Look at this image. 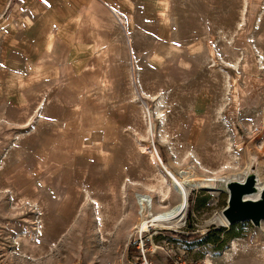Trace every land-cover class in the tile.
<instances>
[{"label": "rangeland", "instance_id": "obj_1", "mask_svg": "<svg viewBox=\"0 0 264 264\" xmlns=\"http://www.w3.org/2000/svg\"><path fill=\"white\" fill-rule=\"evenodd\" d=\"M263 119L264 0H0V264H264Z\"/></svg>", "mask_w": 264, "mask_h": 264}, {"label": "water", "instance_id": "obj_2", "mask_svg": "<svg viewBox=\"0 0 264 264\" xmlns=\"http://www.w3.org/2000/svg\"><path fill=\"white\" fill-rule=\"evenodd\" d=\"M256 183L257 178L254 176L242 181L232 179L228 182L229 199L224 209L228 224L244 219H252L259 223L264 218V190L258 199L244 197L245 194L255 191Z\"/></svg>", "mask_w": 264, "mask_h": 264}, {"label": "bare ground", "instance_id": "obj_3", "mask_svg": "<svg viewBox=\"0 0 264 264\" xmlns=\"http://www.w3.org/2000/svg\"><path fill=\"white\" fill-rule=\"evenodd\" d=\"M160 160H161L162 166H164V161L162 160V158H160ZM249 176H254L255 178H257V183L255 185V191L245 194L244 197L251 198V199H258L261 197L262 191L264 190V182L261 178L260 173L250 168L244 173L242 177L237 176L236 178H230L226 180L219 178L217 176H203L199 179L198 185L200 187H219L218 181H217L219 179L222 181V186L220 187L226 189V191L229 193L227 184L230 180L237 179V180L242 181V180H245ZM177 194H178V201L175 204L171 205L169 212L167 213L170 214L173 218H176V224L177 223L179 224L180 222H182L181 220L186 214L187 208L183 206L184 204L183 201L186 199V196H188V191L183 190L182 192H177ZM219 222L221 224L222 223L226 224L227 223L226 216H224Z\"/></svg>", "mask_w": 264, "mask_h": 264}, {"label": "crops", "instance_id": "obj_4", "mask_svg": "<svg viewBox=\"0 0 264 264\" xmlns=\"http://www.w3.org/2000/svg\"><path fill=\"white\" fill-rule=\"evenodd\" d=\"M262 124V130L257 133L258 136L254 142H249V146L251 151L252 165L264 173V119ZM257 126H259V124H257Z\"/></svg>", "mask_w": 264, "mask_h": 264}, {"label": "built area", "instance_id": "obj_5", "mask_svg": "<svg viewBox=\"0 0 264 264\" xmlns=\"http://www.w3.org/2000/svg\"><path fill=\"white\" fill-rule=\"evenodd\" d=\"M255 130H257V132L261 131L262 127L261 126H257V127H255ZM143 264H150V263L148 261H145Z\"/></svg>", "mask_w": 264, "mask_h": 264}, {"label": "trees", "instance_id": "obj_6", "mask_svg": "<svg viewBox=\"0 0 264 264\" xmlns=\"http://www.w3.org/2000/svg\"><path fill=\"white\" fill-rule=\"evenodd\" d=\"M191 199H192V196H190V200H191ZM212 231H215V230H211V231H209V232L207 233V235H210ZM217 239H219V237H218V238L216 237V238L213 239V240H217Z\"/></svg>", "mask_w": 264, "mask_h": 264}]
</instances>
